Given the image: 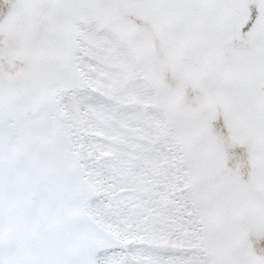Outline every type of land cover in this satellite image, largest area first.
Returning <instances> with one entry per match:
<instances>
[{
  "label": "snow or ice",
  "instance_id": "6c2138e0",
  "mask_svg": "<svg viewBox=\"0 0 264 264\" xmlns=\"http://www.w3.org/2000/svg\"><path fill=\"white\" fill-rule=\"evenodd\" d=\"M0 264H264V0H0Z\"/></svg>",
  "mask_w": 264,
  "mask_h": 264
}]
</instances>
